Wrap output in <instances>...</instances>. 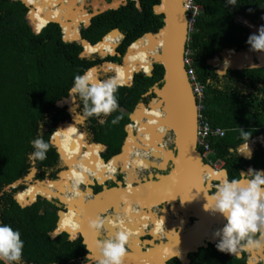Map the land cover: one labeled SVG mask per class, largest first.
I'll return each instance as SVG.
<instances>
[{"label": "trees", "instance_id": "obj_1", "mask_svg": "<svg viewBox=\"0 0 264 264\" xmlns=\"http://www.w3.org/2000/svg\"><path fill=\"white\" fill-rule=\"evenodd\" d=\"M83 1L81 2L85 3V0ZM140 1L141 9L132 2L117 11H109L98 16L95 21L103 32L99 36L96 35L98 38L93 42L101 40L113 29H120L125 33L121 49L124 53L146 33L160 29L163 26V17L156 15L153 11L154 5L159 4L160 0ZM44 2H55V0H44ZM198 2L202 6V12L191 35L189 47L197 77L205 86L204 114L214 127L226 130L224 137L211 141L214 153L209 160L214 164L223 163V168L228 171L229 179L239 178L241 171H245L249 166L264 170V148L260 147L251 160H246L237 153L241 145L264 135V69L229 71L224 77V85L220 86L221 77L208 62L219 56L224 49L240 51L250 48L247 40L253 32L250 28L241 25L238 19L245 17L259 27L264 26V0H237L235 6L226 4V0H198ZM132 6L134 12L130 20ZM27 13L28 8L20 1L0 0V225H9L21 233V239L24 242L22 260L25 264H78L83 260L87 261L88 251L81 239L69 240L67 231L62 227L64 213L61 214L56 232L63 234L52 239L53 235L50 233L56 229L58 218L56 206L34 193L31 186L21 192L23 193L21 199L17 198L20 193L16 196L21 205L27 206L25 208H22L13 197L14 193L23 189L22 186L13 189L11 194L4 193L7 186L24 179L29 174L32 168L29 157L34 151L31 141L42 135L44 141L49 142L53 131L49 129L48 132L41 134L43 125L55 124L46 159L34 160L39 167L53 168L57 164L60 155L52 147L59 149L62 163L75 155L78 143L76 135H82V132L76 127L75 122H70L68 107L59 108L57 104L69 97V89L73 85L75 76L82 75L96 64L81 56L83 51L81 47L68 45L63 40L62 28L56 23L39 24V29L44 27L40 34H35L33 30L36 29L39 16L33 9L27 21ZM68 33L70 31L65 34L68 35ZM113 35L116 34L112 33L105 37V45L107 38ZM64 39L66 40L65 36ZM103 42L104 39L94 46L86 44V51L91 55L97 52L104 53ZM145 42L150 43V40L147 37L142 38L138 45ZM136 43L129 50L130 69L142 64V60L137 57ZM86 51L83 53L84 57H93ZM232 52L228 51L227 54ZM244 59L248 60L247 55ZM129 60L127 54L122 64L117 65L112 62L109 64L123 68L127 67ZM137 72L142 71L136 70L133 73L121 75L123 83L116 93L119 108L115 112L107 117L88 118L94 135L92 144L98 148L101 157L88 146L82 159L97 164L87 162L90 169L95 170L98 176L100 172L96 168H104L102 178L98 179L101 183L111 180L112 175L115 176V171H120L116 162L122 164L123 160L112 157L121 153L126 138V126L131 124L130 114L134 112L138 103L142 101L147 103L154 97L152 95L143 98V95L156 84L161 85L164 75L163 67L160 65H156L152 77L144 73L137 74ZM240 83L245 84L253 92L243 94L239 89ZM81 108L83 110V105ZM154 110L155 107L140 117L143 123L142 134H140L141 137L137 135V140L140 149L144 150V155L138 153L137 141L132 153L133 138L130 150L126 152L125 169L132 168V174H135L139 167H146V160L149 165L155 160L151 153L147 154L149 150L154 151L153 144L143 138L144 134L150 133L149 128L152 126L149 116L155 121L162 114L160 111L153 112ZM117 116L121 119L118 124L113 125L112 120ZM101 119L103 123L100 122ZM145 122L147 123L144 124ZM159 122L160 119L152 126L157 127L156 136L151 133L150 135L158 141L159 145H162L163 138L159 135L162 125H159ZM133 128L134 125L128 127L129 134ZM240 129L251 133L248 141L242 138ZM164 133H166L165 130ZM134 157H136L135 163ZM102 158L107 162L104 163ZM77 161L72 160L69 163L71 169L72 164ZM56 179H68L67 169L65 168L55 179L47 177L44 181ZM75 179L76 174L72 180ZM71 181L53 183L66 186L61 188L67 190ZM73 190L72 183L71 191ZM48 193L53 199L57 198L52 188L48 189ZM38 196L44 200L39 198L34 204ZM32 198L34 199L31 200ZM25 199L29 200L25 201ZM142 214H138L135 209H130L128 221L125 223L126 228L123 227L126 221L125 214H121L123 219L121 225L109 230L108 237L112 238L117 232L123 231L128 234L129 239L136 240L135 233L141 232L145 220V216L137 215ZM76 222L77 217L70 212L69 225L76 227ZM66 227L71 229L67 225ZM247 259L246 254L243 258H239L222 253L215 244L189 255V261L186 264H247ZM0 264L4 262L0 261ZM169 264L183 263L179 259H174Z\"/></svg>", "mask_w": 264, "mask_h": 264}, {"label": "water", "instance_id": "obj_2", "mask_svg": "<svg viewBox=\"0 0 264 264\" xmlns=\"http://www.w3.org/2000/svg\"><path fill=\"white\" fill-rule=\"evenodd\" d=\"M14 1L22 2L28 8L32 7L31 5H28L25 0ZM102 1V4H104L105 7H99V11L95 12L96 15L103 14L112 9L118 10L122 5H126L127 0H122L120 3H117L118 1L114 2V6L108 4L105 0ZM32 11L33 8L31 9V12ZM153 11L156 15L163 17V26L156 32L146 33L142 38H150L152 43L158 48V51L150 67V73L137 72V74L144 73L145 75L152 77L156 65H160L163 67L164 75L161 85L156 84L152 89L143 95V98H148L152 95H154V97L150 99L148 103H144L143 101L138 103L134 112L130 114V121L131 123H135L134 120L136 117H140L138 115L140 107L142 109H153L154 107L159 108L164 115L163 119L160 120L159 125H162L161 127H163V130L166 131V133H162L164 131L161 130L159 135L160 137H163L164 135V141V138L168 132L174 133V151L176 154H174L173 150L168 149L166 155L167 157L165 159H161L159 157V153L149 150L147 154L151 153L152 157H156L155 159H157L160 163L149 165L147 162L148 160H146L145 163L148 167L147 169L151 167V169L154 171L166 172L169 169V165L171 169L167 174H150L147 178L139 179L136 182L132 181L133 189L131 194H126L122 191L127 187L129 175H127V182L116 181V186L110 188H108L106 185H103V190L99 193H94L91 188V186L95 185V182L89 186V189L93 192V198L89 201L90 205H87V203L84 204L82 202L80 204L83 210L81 217V219H83L82 231L75 235L66 232L69 234L70 240L72 241L77 240L79 237L83 239V244L86 246L88 251V255L86 257L88 262L84 264H94L99 259L96 243L100 239H96V236L94 237L92 235V224L95 223L93 221V217L96 214L93 204H96V201H99L98 203L105 202L99 198V195L103 194L105 191L111 192V194H113L116 199V203H114V206H112L109 211L115 210L119 202H122V209H127V211H129L132 206L138 203V207L140 206L144 208L143 210H140V212H146V205H148L146 199L149 201V203H151V205H156L157 207H165L166 203L171 202L179 204L181 209H189V211H191V213L182 211L183 215L185 216L182 218L183 222L185 223L184 227H179L177 226V223H174L175 227L167 229V237L163 238L164 244H161L160 246H158L156 243L154 244L155 247H159L158 252L162 255L161 261H158L156 264H168V262L173 259H179L182 262H187L190 254L197 253L200 249L208 248L210 245H215L219 242V238H209L208 232L210 227L218 222H220L222 226L226 224V220L220 214H213L210 211H205L204 208V205L207 203L205 197H207L215 188V186L212 184L219 183L220 180H211V185L206 182L203 176L206 175L207 172H214L215 167L212 163L204 160L202 154L197 148V104L192 93L187 76L186 66L184 64L185 53L188 45L187 17L184 8V0H160L159 4L154 5ZM29 15L26 17L27 21ZM238 22L241 25L250 28L253 34H258L260 27L255 25L250 20L246 19L245 17H240ZM50 23H56L61 28H63V24L58 21H53ZM33 32L35 34H39L34 30ZM111 32L115 33L119 37H124L118 29H114ZM138 40H136V42ZM64 41L66 42L65 39ZM84 43L87 44L86 41ZM130 48L131 47H129L126 51V54L123 57V62H125V57L129 53ZM228 51H233L234 54L231 58L232 62L225 66L227 58L226 55ZM245 55H247L248 60L244 59ZM218 59L222 62V67L224 66V68H221L220 72L216 71L220 76L226 75L229 71L264 69V53L253 52L250 50V48L240 51L237 49H224L219 54ZM215 60L216 58L209 60L208 64L215 68ZM65 100H72L73 103L77 101L76 98L73 100L69 96V98H64L60 102ZM154 101L156 102L154 103ZM58 104L57 106L60 108ZM71 116L74 117V113H71ZM80 118L84 119L83 117ZM72 121L74 123V118ZM146 123L147 122L144 124ZM129 126L132 127V124L126 126V138L122 146L121 153L112 157L113 159L125 160L126 157L124 156L126 155V152L130 150V143L128 142ZM135 126L137 125L135 124ZM149 131L152 135L156 136L155 126H151ZM137 135H139L138 131ZM105 147L107 148V146ZM256 149L257 147L255 146L254 150ZM57 150L60 157L62 158L59 149ZM254 150L248 156L244 153H241V156L244 159L250 160L253 156ZM138 151L144 152V150L141 149ZM134 160H136V157H134ZM250 169L252 170V167H250L247 171H243L242 173L247 174ZM33 171L36 172V169H33ZM225 172L228 175L227 171L223 169L222 173ZM28 178L29 177L27 175L24 179H20L7 186L4 189V193L7 191L11 193L10 190L12 188L16 189L21 185H25ZM116 193H118V196ZM15 200L22 208L27 207L21 205L17 198H15ZM36 202L37 199L34 204ZM75 207L77 208V206ZM101 207L103 206H99V208ZM66 209H69V205H67ZM75 210L78 211V209ZM62 213H65V211H59V220ZM132 214L136 215V213ZM175 216L177 218L178 214L175 213ZM190 218H194V222L192 224H189ZM56 232L57 231L51 233L53 235V237H51L52 239H56L58 235L61 234ZM174 234L176 235L172 236ZM147 245L150 244L148 243ZM259 250V261L264 264V250ZM138 253L143 257L146 256L145 251L141 250ZM129 254L131 253L128 251L126 256L129 258L130 263L137 264L134 262L135 260L133 256ZM236 256L243 258L242 251H238ZM138 259H141L139 258V255ZM257 263L248 260V264Z\"/></svg>", "mask_w": 264, "mask_h": 264}, {"label": "clouds", "instance_id": "obj_3", "mask_svg": "<svg viewBox=\"0 0 264 264\" xmlns=\"http://www.w3.org/2000/svg\"><path fill=\"white\" fill-rule=\"evenodd\" d=\"M237 0H226V4L236 5ZM64 40V38H63ZM247 44L253 52L264 53V26L258 34L250 35ZM123 81L119 75L108 79H98L93 70L89 69L82 75H76L69 89V96L82 102V117H107L119 108L116 93ZM58 107V106H57ZM121 117L117 116L112 124H118ZM101 123L104 121L101 119ZM242 138L249 140L250 132L240 129ZM34 151L30 159L44 160L51 144L45 142L42 135L31 141ZM248 147V144L246 145ZM225 178L215 185L206 198L205 211L220 214L226 224L215 232L219 238L217 249L222 253L236 254L238 251L264 249V171L249 170L241 173L239 178ZM103 225L93 223L92 227L99 230ZM129 236L119 231L112 238L98 240L96 249L99 259L96 264H124L127 255L126 244ZM24 242L21 233L9 225H0V261L4 264H22ZM89 258V257H88Z\"/></svg>", "mask_w": 264, "mask_h": 264}, {"label": "bare ground", "instance_id": "obj_4", "mask_svg": "<svg viewBox=\"0 0 264 264\" xmlns=\"http://www.w3.org/2000/svg\"><path fill=\"white\" fill-rule=\"evenodd\" d=\"M26 2H27V4L29 5V4H31V5H34V6H36L37 8H38V10H35L34 8V10L36 11V13L38 14V16H39V22H38V24H37V26H36V32H40L42 29H43V27L44 26H42L40 29H39V24H47V23H50V22H53V21H58V22H60V23H62L63 25H62V27H63V30H64V32L65 33H67V32H69L70 31V25L69 24H67V21L69 20V18L70 19H72V21L74 22V23H76V20L74 19V18H76V19H78L77 21H79L80 20V18L78 17V14H77V12L75 11H72V7L73 8H75V7H77V4H75L76 2H75V0H70V1H68V2H66V0H55V2H44V0H25ZM118 1V2H117ZM116 2L117 3H120L121 1H119V0H117ZM99 2H103L102 0H99ZM98 1H96L95 2V9H98L99 8V5H98V3H99ZM50 4H59V7L60 8H62V9H58L56 12L55 11H53L52 9H50L49 7H48V5H50ZM102 5H104V4H102ZM110 5H112V6H114L115 5V3L114 4H110ZM104 7H105V5H104ZM104 7H102V8H104ZM82 6H80V8H77L78 9V11H80L81 10V13H82ZM82 14H85V13H82ZM80 22V21H79ZM110 34H112V33H110ZM109 35V34H108ZM112 36H110V37H108V43H109V39L111 38ZM118 35H116V36H114L113 38H112V44H111V46H110V48H109V53H107V52H104V55L106 56V55H108V54H114L115 53V48L117 47V45H118V43H117V39H118ZM65 38H67L68 39V37H65ZM148 38V37H147ZM149 40H150V43L149 42H145V43H143V44H140V45H138V42L141 40H138L137 41V43H136V45H135V47L138 45V48H137V50H138V55H137V57L139 58V59H141L142 60V67H137V68H133V69H130V67H128V68H126V69H119V68H117V69H115L114 71L115 72H120L119 74H120V76L121 75H123V74H128V73H133V72H135L138 68H139V70H142L143 72H146V73H150V67H151V65H152V63H153V61H154V58H155V56H156V53H157V47H156V45L155 44H153L152 43V41H151V39L150 38H148ZM105 40H106V38H104V42H103V45H104V47H105ZM134 43V44H135ZM88 44V43H87ZM133 44V45H134ZM86 46V43H84V47ZM130 47H132V45L130 46ZM86 48V47H85ZM106 48V47H105ZM233 54H234V52H232V53H230V54H227L226 55V57L227 58H230V60H231V58H232V56H233ZM226 58V59H227ZM216 67H218V68H224V66L222 67V62L220 61V60H216L215 61V64H214ZM225 66H227V65H225ZM145 69V70H144ZM91 70H93V72L95 73V75L100 71L98 68H92ZM122 77V76H121ZM156 101H154V103H155ZM72 105L73 104V101L72 100H65V101H63V102H60L58 105L60 106V107H67L68 105ZM150 110H152V109H145V108H143V109H141V112H140V114H139V116L141 117L142 116V114L143 113H145L146 111H150ZM72 113H73V110H70ZM155 111H160V112H162L159 108H155V110L153 111V112H155ZM79 116V115H78ZM76 116L75 114H74V122L76 123V124H78V123H80L81 122V116ZM149 116V115H148ZM139 117V118H140ZM163 117H164V115H163V112H162V114H161V116H159L155 121L152 119V117L151 116H149V118H150V120H151V124H152V126L153 125H155L156 123H157V120L158 119H163ZM139 118H137L136 117V119H135V121H138V124H139V126H138V137H141L140 136V131H141V127H142V125L140 124L141 123V119H139ZM198 129V128H197ZM61 134V133H60ZM135 137V133L133 132V130L130 132V134H129V138H128V142L131 144V140H132V138H134ZM144 138L145 139H149V140H151L152 141V144H153V148H154V151L156 152V153H159V157L161 158V159H165L167 156V150H168V148L165 146V144L163 143L162 145H159L158 143H157V141L156 140H154L153 139V137L150 135V134H144ZM163 138V137H162ZM154 141V142H153ZM85 142H87V141H85ZM88 143V145L90 146V148H92L100 157H101V154H100V152H99V150H98V148L96 147V146H94L92 143H90V142H87ZM136 145V144H135ZM247 145V144H246ZM246 145H243L242 146V151H244V150H246L250 145L251 146H253V143L252 142H249L248 143V147H246ZM135 147V146H134ZM244 148H246V149H244ZM137 149H140V147H139V144L137 143ZM132 153H133V150H132ZM85 155H83L82 157H78V156H72L71 158H70V161H68V160H66L68 163H70L72 160H78V161H80V162H82V163H79V165L78 166H76V168H73V170L75 169L76 170V172H77V178H79L80 179V182H79V184H78V186L76 185V187L78 188L77 189V192H75V195H77L81 200H82V203H87V205H90L89 204V201L93 198L92 197V191L89 189V186L91 185V184H93L94 183V178H95V176L97 175L96 174V172H94V171H91V170H89L90 169V167L88 166V164H87V162L88 163H91V164H93V165H97V164H95L94 162H91V161H86V160H84V159H82L83 157H84ZM124 157H126L125 158V160H123V163L121 164V166H118L119 167V169H120V172H127V173H129L130 172V170L132 169H130V168H126L125 169V167H126V163H127V155H125ZM153 159V158H152ZM102 160L104 161V159L102 158ZM157 160V159H156ZM104 163H106L105 161H104ZM151 165H155V163L157 164H159L160 162L157 160L156 162L155 161H151ZM85 165V166H84ZM146 169V168H148L147 166L146 167H139L138 169ZM99 172H100V174H99V176H98V178L97 179H99V177L101 176V174L104 172V168H102V167H100V168H96ZM122 170V171H121ZM222 173V172H221ZM109 175H112V174H109ZM135 175V178H136V180L134 181V182H136V181H138L139 180V177L137 176V172L134 174ZM113 176V179L114 180H116L117 178L114 176V175H112ZM218 176V178H221L220 176H223V175H221L216 169H215V171L214 172H211V173H209V172H207V175H204L203 177L205 178V180H206V182H208V184H210L211 185V180H216L217 178L216 177ZM125 177V176H124ZM224 177V176H223ZM110 178V177H109ZM225 178V177H224ZM223 178V179H224ZM29 179V178H28ZM112 179V178H111ZM64 181H68L69 182V180H63V179H56V180H49V181H39V182H36V183H42V184H48V183H50L51 182V184H54V185H57V186H59V188L58 187H56V188H53L54 189V191H56L57 192V198L58 199H60L62 202L63 201H65V203L64 204H67V205H69V209H68V211L67 212H65L64 214H63V217H62V227L68 232V233H70V234H72V235H75V234H78L80 231H82V221H83V219H81V217H82V212H83V210H82V208H81V203H80V201H78V200H76L75 198H73L71 195H69V194H66L64 191H63V189H61L60 187H66V186H63V185H60V184H57V183H52V182H64ZM76 180H72L71 182L72 183H74ZM133 181V180H132ZM51 184H49V185H51ZM85 184H89V186L86 188V190H88V191H90L89 193L87 192V191H83L82 190V188H81V186H83V185H85ZM30 185H33V184H30ZM29 185V186H30ZM48 185V186H49ZM72 185V184H71ZM133 186H132V184H128L127 185V187L124 189V190H122L124 193H126V194H131L132 193V188ZM69 188H71V187H69ZM22 194L23 193H20L18 196H17V198L18 199H21V196H22ZM43 196H44V198H46V199H52L48 194H46V193H43L42 194ZM110 195H112V196H110ZM116 195L118 196V193H116ZM42 196V197H43ZM35 198V197H34ZM34 198H32L31 200H33ZM99 198L100 199H102V201H105V202H102V203H98L99 201H96L95 203L96 204H93V207H94V211H95V215H94V217H93V221L95 222V223H100L101 221H103V225H102V227L99 229V230H97V229H95V228H93L92 227V235L95 237L96 236V239H98L100 236H101V233H102V229L104 230V233H105V236H106V238H109L108 237V235H107V232L109 231V230H111L112 228H115V227H118V226H120L121 225V223H122V220L119 218V213H123V214H125V219H126V221H125V223L128 221V213H129V211H127V209H122V207H121V204H122V202H119V204H118V206H117V208L115 209V210H113V211H109V209L110 208H112V206H114V203H116V199H115V196L113 195V194H111V192H109V191H105L103 194H100L99 195ZM23 200V199H22ZM26 200H29V199H25V201ZM146 201H147V203H148V205H146V207H147V211L146 212H142L143 214H146V217L147 218H145V220H144V222H143V224H142V226H143V231L142 232H140V234H136V235H138L139 236V243H140V246H138V245H136V246H134V247H131V246H129L128 245V247H129V252L131 253V254H129V255H132L133 256V258H134V262H136L137 264H156V263H158V261H161V259H162V255L158 252V250H159V247L158 246H160L161 244H164V241H163V238H166L167 236V234H166V232H167V229L168 228H173V227H175L174 226V223H177V226H179V227H184V225H185V223L183 222V220H182V218L183 217H185L184 215H183V212L182 211H186L187 213H191V211H189V209H181L180 208V206H179V204H177V203H171V202H169V204H170V208H167V207H165L163 210H162V215L160 216V217H157V215L158 214H156V212H154V208H156L157 206L155 205H151V203H149V201L146 199ZM100 204V205H99ZM134 204H136V203H134ZM166 204H168V203H166ZM165 204V205H166ZM77 206V208L75 207V206ZM138 205V203L136 204V205H134V206H132V208L131 209H135L136 210V212L138 213V214H141V212H140V210H143L144 208H142V207H138L137 206ZM99 206H103V207H101V208H99ZM160 207V206H159ZM159 207H157V208H159ZM75 209H78V211H76ZM70 212L73 214V215H75L76 217H77V222H76V227H73V226H71V225H69V223H68V216H69V214H70ZM175 213H177L178 214V219L177 220H174L173 219V217H172V215H174L175 216ZM142 214V215H143ZM137 216H140V215H137ZM107 217H109V218H107ZM168 217H170V218H168ZM133 218H134V216H133ZM180 218V219H179ZM92 221V222H93ZM156 222H157V224L159 225V227H157L156 226ZM65 223H66V225L67 226H69L71 229H69L68 227H66V225H65ZM161 223H164V227H160L162 224ZM91 224V223H90ZM220 225H221V223L220 222H218V223H216L215 225H213L212 227H210V229H209V232H208V235H209V238L210 239H217L218 237H216L215 236V232L217 231V230H219V228H223V226L221 225V227H220ZM146 227V229L148 230L149 228V230L147 231V234H145V228ZM74 230V231H73ZM135 233V232H134ZM151 235L153 238H154V240H150L151 242H148L147 240L145 241V242H143L142 240H141V238L143 237V236H146V235ZM176 234H174V235H172V236H175ZM155 238H156V240H158L159 238H161V241L157 244L158 246H156L155 247ZM150 244L151 245V247L147 250V251H145L146 252V256H141L138 252L139 251H143V247L142 246H146L147 244ZM264 250V249H263ZM246 251H249L250 253H252V261L254 262V263H257L258 261H259V253H257V252H255L254 251V249L253 250H246ZM237 254V253H236ZM236 254H232V255H236ZM138 255H139V258H141V259H138ZM133 258H130V259H133ZM163 259H165V258H163ZM124 264H131L130 263V260H129V258H127V256H125V258H124Z\"/></svg>", "mask_w": 264, "mask_h": 264}, {"label": "flooded vegetation", "instance_id": "obj_5", "mask_svg": "<svg viewBox=\"0 0 264 264\" xmlns=\"http://www.w3.org/2000/svg\"><path fill=\"white\" fill-rule=\"evenodd\" d=\"M68 1H70V0H66V2H68ZM84 2L83 0H75V4H77V7H75V8H73L72 7V11H76L77 13H78V9L77 8H80V6H82V2ZM94 0H85V4L82 6L83 8H82V13H85V14H82L81 15V10L79 11V13H78V17L80 18V22L79 21H77L78 19H76V18H74L75 20H76V23H74L73 21H72V19H70L69 18V20L67 21V24H69L70 25V33H68V35H66L65 33H64V31L62 30V34H63V36H65V37H67L68 36V39L66 38V43L68 44V45H73V46H78V47H81L82 49H83V51L85 50L86 51V48L84 47V42L86 41L88 44H90V45H92V46H94V45H97L98 43H100L111 31H109L101 40H98L97 42H93L96 38H98V37H96V35H100L102 32H103V30L100 28V26H97V23H96V21H95V19L98 17V16H100V15H102V14H99V15H96L95 14V10H94V8H93V2ZM96 1V0H95ZM108 4H111V3H113L115 0H105ZM132 2H134L135 4H136V7L138 8V9H141V1L140 0H127L126 1V5L125 6H127V5H129L130 3H132ZM102 6V5H101ZM124 5H122L121 7H123ZM135 6V5H134ZM120 7V8H121ZM28 8V7H27ZM33 8V6L31 7V8H28V13L30 12L31 13V9ZM119 8V9H120ZM118 9V10H119ZM98 11H99V8H98ZM109 11H117V10H109ZM109 11H107V12H109ZM107 12H105V13H107ZM133 12H134V8H133V6H132V8H131V10H130V17H129V19L131 20L132 19V16H133ZM27 13V14H28ZM29 13V14H30ZM28 14V15H29ZM104 14V13H103ZM27 15V16H28ZM114 30V29H113ZM120 32H121V34L124 36V37H118V39H117V43H118V45H117V47L115 48V54H112V55H108V56H106V59H103V57L102 56H100V55H98V54H103L104 55V53H102V52H97V54H93V55H91V54H89L87 51H86V53L88 54V55H90V56H93V57H91V58H88V57H85V59H87L88 61H92V62H95L96 64L98 63V65H100V66H96V67H93V68H98L100 71L96 74V76H97V78L98 79H105V78H110V77H113V76H116V75H119V77L120 78H122L121 76H120V72H115L114 70L115 69H117V68H119V69H122V68H120V67H116V66H112V65H110L109 64V62H112V63H116V64H122V61H123V57L125 56V54H126V51L123 53L122 51H121V49H122V46H123V44H124V40H125V33L123 32V31H121L120 29H118ZM74 35H76V37H78V38H75V36ZM114 36H116V35H113L110 39H109V43H108V41L106 42V45H105V47L109 44V48H110V46H111V44H112V38L114 37ZM107 40H108V38H107ZM138 46V45H137ZM187 47H189V44L187 45ZM138 48V47H137ZM190 48V47H189ZM128 50V49H127ZM83 51L81 52V56H83L82 54H83ZM84 57V56H83ZM218 57V56H217ZM113 60H116V61H113ZM128 60H129V53H128ZM230 62H232V60L230 61ZM129 64H130V60H129V63H128V65H127V67H123V69H126V68H128L129 67ZM137 67H142V64L140 63V64H138V66ZM92 69V68H91ZM145 70V69H144ZM95 72V71H94ZM108 73H111V74H108ZM108 74V75H107ZM124 75V74H123ZM220 76V75H219ZM226 75H224V76H220L221 77V84H220V86H222V85H224V77H225ZM105 77V78H104ZM239 89L242 91V93L243 94H249V93H252L253 92V90H250L249 88H247L246 86H245V84H243V83H240V85H239ZM76 98H78V97H76ZM81 105H82V102H80V107H81ZM81 110H82V108H81ZM68 111V110H67ZM130 118V117H129ZM139 119H141V118H139ZM69 120H72V118H71V116H70V118H69ZM85 121V125H86V129L87 130H89V132L92 134V136H93V138H94V135H93V133H92V130H91V125H90V123H89V119H85L84 120ZM132 124V126L134 125V123H131ZM131 124H129V125H131ZM141 125L143 124L142 123V119H141V123H140ZM128 126V125H127ZM134 127H135V125H134ZM49 129H51L52 131H53V133L51 134V136H50V139H49V143L51 144V139H52V136H53V134H54V125H43L42 126V128H41V134H44V133H46V132H48L49 131ZM135 130V137L133 138V141L134 140H136V138H137V130H136V128L134 129ZM161 130H163V128L161 127ZM141 131H142V127H141ZM141 131H140V134H142L141 133ZM155 131H157V127H155ZM164 131V130H163ZM146 133V132H145ZM162 133H164V132H162ZM82 134L84 135V133L82 132ZM146 134H150V133H146ZM168 134H171L172 136H171V141H172V148H171V150H173V152H174V154H176V152L174 151V140H175V135H174V133L173 132H168L167 133V135ZM167 135L165 136V138H164V140H166V138H167ZM86 136V139H85V141L87 140L88 141V138H87V135H85ZM91 136V137H92ZM163 137H164V135H163ZM143 138H144V135H143ZM149 140V139H148ZM81 137H78V143H77V146H76V153H75V155H73V156H78V157H82L83 155H85V153H86V151H87V147L89 146L88 145V143L87 142H85ZM93 141V140H92ZM132 141V142H133ZM151 143H152V141L151 140H149ZM157 141V140H156ZM89 142V141H88ZM250 142H252L253 143V145H254V147H253V149H252V151L254 150V148H255V146L257 147V149L256 150H254V152H253V156H252V158L254 157V154H255V152L257 151V150H259L260 149V147H262V148H264V135H260V136H258V137H256V138H254V139H252ZM94 143V142H93ZM157 143H158V141H157ZM249 142H247V143H245L244 145H246V144H248ZM159 144V143H158ZM242 146L243 145H241L239 148H238V150H237V153L241 156V153L243 154L244 153V151H242ZM249 147H251V145L249 146ZM52 148H55L56 150H57V148L56 147H52ZM247 150V149H246ZM58 151V150H57ZM245 155H249L248 153H244ZM242 157V156H241ZM156 158V157H155ZM251 158V159H252ZM250 159V160H251ZM35 159H31V161H32V167H33V164H34V166L36 167V168H34V169H36V176H35V181H44L47 177H49L50 179H55L57 176H58V174H60V173H62L64 170H65V168L67 169V176H68V174H69V176H68V179H69V177H70V179H69V181H71L73 178H74V176H75V174H77V172H76V170L74 169L73 170V168H76V166H78L79 165V163H82V162H80V161H77V162H75V163H73L72 164V169H71V167H70V169H71V171H70V173H68V168L65 166V165H63L64 164V162H65V160L63 161V163H62V161H61V157L59 158V160H58V162H57V164L55 165V167H53V168H47V167H39L38 165H37V163L34 161ZM247 160V159H246ZM68 161H70V159H68ZM106 161V160H105ZM155 161H156V159H155ZM107 162V161H106ZM207 162H210V163H212V161H210V160H208ZM62 164V166H63V168H59L60 167V165ZM213 165H214V167H215V165L217 164H214V163H212ZM68 165H69V163H68ZM85 166V165H84ZM224 166V164L222 163V167ZM250 167H252V170H254V171H262L261 169H259V168H256L255 166H249L245 171H247ZM171 168H170V165H169V169H168V171H166V172H158V171H154V173L156 174V173H159V174H167L168 172H169V170H170ZM220 174H221V172L222 171H219L217 168H215ZM224 169V168H223ZM89 170H91V171H94V172H96L95 170H93V169H89ZM226 170V169H225ZM227 171V170H226ZM31 172V171H30ZM29 172V173H30ZM120 171H115V175L116 174H118ZM243 171H241V173H242ZM58 173V174H57ZM227 173H228V171H227ZM96 176H95V178H94V182H95V185L94 186H91V188H92V190H93V192L94 193H99L100 191H102L103 190V185H100V184H105L106 182H104V183H101L98 179H96L97 177H98V173L96 172ZM134 175V174H133ZM216 177V176H215ZM221 177V179H223L224 177L223 176H220ZM227 177H228V179H229V174L227 175ZM216 178H218V176L216 177ZM65 180H67V179H65ZM133 180V179H132ZM79 182H80V179L79 178H77V180L73 183V186H74V190H73V193H75V192H77V187H76V185L78 186V184H79ZM51 183V182H50ZM50 183H48V184H42V183H36L35 182V184H33V185H30L31 187H32V191L34 192V193H36V194H39L40 196H43L42 194H43V190L45 189V187H47ZM72 183V182H71ZM100 183V184H99ZM133 184V183H132ZM216 184H218V183H214L213 184V186H215ZM22 187H23V189L22 190H20L19 192H17V193H14V199L16 198L15 196H17L19 193H21V192H23L24 190H26L27 188H26V186H24V185H21ZM70 186V185H69ZM56 187H58L59 188V186H55V185H49L48 187H47V194H49L48 193V189L49 188H52V190H53V192L56 194V197H57V192L56 191H54V189L53 188H56ZM86 185H83V190L85 191L86 190ZM110 187H112V185H110V184H108V188H110ZM61 188V187H60ZM62 189V188H61ZM215 190V189H214ZM213 190V191H214ZM63 191L64 192H66V194L68 193V191H69V187L67 188V190H64L63 189ZM70 195V194H69ZM49 196H50V194H49ZM44 197V196H43ZM51 197V196H50ZM38 198V197H37ZM39 198H41V197H39ZM52 198V197H51ZM53 199V198H52ZM47 200V199H46ZM56 200V199H55ZM49 201V200H48ZM49 202H51L54 206H56L57 207V216H58V218H57V222H56V229L54 230V231H57V229H58V221H59V211H61V210H63V211H65V212H67L68 210L66 209V207H67V204H64V203H62L61 201H60V199H58L57 201H49ZM65 202V201H64ZM37 203V202H36ZM35 203V204H36ZM162 208L164 209L165 207L164 206H162ZM121 214H123V213H119V218L121 219V220H123L122 218H121ZM121 215V216H120ZM160 216L162 215V212L159 214ZM172 217H173V219L174 220H177V218H176V216H174V215H172ZM168 218H170V217H168ZM194 222V218H190V220H189V224H192ZM220 227H221V225H220ZM220 229V228H219ZM53 231V232H54ZM147 232V229L145 228V234H147L146 233ZM52 233V232H51ZM50 233V234H51ZM61 234H63V233H61ZM61 234H59L58 236H60ZM67 234V233H66ZM68 236H69V234H67ZM69 238V240H70V236L68 237ZM78 239H81V241H82V243H83V239L81 238V237H79ZM77 239V240H78ZM99 239L101 240V238L99 237ZM141 240L144 242V241H146V240H148V241H150V240H154V238L151 236V235H146V236H143L142 238H141ZM164 240V239H163ZM72 241V240H71ZM74 241H76V240H74ZM133 239H129L128 240V245L129 246H131V244L133 243ZM160 242V240H157L155 243L156 244H158ZM86 247V246H85ZM151 246L150 245H146L145 247H143V251H147L149 248H150ZM87 249V248H86ZM129 249V247L127 246V252L129 251L128 250ZM257 251V253H260V250H256ZM255 251V252H256ZM259 251V252H258ZM199 252V251H198ZM197 252V253H198ZM194 254V253H193ZM229 254V253H228ZM242 254L244 255V254H246L247 255V251L246 250H244V251H242ZM88 255V254H87ZM191 255V254H190ZM230 256H236V255H232V254H229ZM87 257V256H86ZM189 258V257H188ZM87 259V258H86ZM174 260V259H173ZM181 261V260H180ZM189 261V260H188ZM187 261V262H188ZM252 261V260H251ZM88 262V260L87 261H81V262H79L78 264H84V263H87ZM170 262V261H169ZM169 262H168V264H169ZM182 262V261H181ZM187 262H182L183 264H186ZM22 264H25V262L22 260ZM95 264V263H94ZM247 264H248V260H247ZM257 264H262V262H258Z\"/></svg>", "mask_w": 264, "mask_h": 264}, {"label": "rangeland", "instance_id": "obj_6", "mask_svg": "<svg viewBox=\"0 0 264 264\" xmlns=\"http://www.w3.org/2000/svg\"><path fill=\"white\" fill-rule=\"evenodd\" d=\"M117 0H115L114 2H116ZM120 1H122V0H120ZM28 2V1H27ZM95 0L92 2L93 4V8H94V10H95V12H97L98 11V9H95ZM99 2V1H98ZM113 2V3H114ZM29 3V2H28ZM113 3H111V4H113ZM85 3H82V6L84 5ZM29 5H31V4H29ZM98 5H99V7H104V5H102V3L101 2H99L98 3ZM102 5V6H101ZM31 6H33V8L35 9V10H38V8L36 7V6H34V5H31ZM48 7L50 8V9H52L53 11H57L58 9H62V8H60L59 7V4H50V5H48ZM31 8V7H30ZM30 13V12H29ZM28 13V14H29ZM78 13H79V11H78ZM77 13V14H78ZM27 14V15H28ZM81 15H82V13H81ZM40 19V18H39ZM40 21V20H39ZM62 30H63V28H62ZM35 31H36V29H35ZM64 31V30H63ZM41 33V32H40ZM39 33V34H40ZM38 35V34H37ZM64 38V37H63ZM104 52H107V53H109L110 51H109V44L106 46V48L104 47ZM85 52V50L83 51V53ZM116 53V52H115ZM114 53V54H115ZM83 55V54H82ZM98 55H100V56H102L103 57V59H106V56H108V55H112V54H108V55H103V54H98ZM113 56V55H112ZM216 59H218V57L216 56L215 57ZM220 59V58H219ZM218 59V60H219ZM230 58H227L226 59V64L225 65H228V64H230ZM98 65V63L97 64H95L93 67H95V66H97ZM101 65V64H100ZM100 65H98V66H100ZM215 69H216V71L218 72H220V69L218 68V67H215ZM137 70H139V68L137 69ZM142 71V70H141ZM143 72V71H142ZM108 74H111V73H108ZM107 74V75H108ZM105 78V77H104ZM101 79V78H100ZM105 79H108V78H105ZM101 80H104V79H101ZM69 98V97H68ZM77 99V101L76 102H74L72 105H68L67 107H68V113H69V115L71 116V111L70 110H73V113L76 115V116H81L82 117V110H81V107H80V101H79V98H76ZM144 102V101H143ZM144 103H146V102H144ZM148 103V102H147ZM142 109V108H141ZM66 110H67V108H66ZM141 112V111H140ZM73 115V114H72ZM78 116V117H79ZM71 118L73 119V116H71ZM85 119H82L81 118V122L80 123H78L77 125H76V127L81 131V132H83L84 133V135L82 134V135H76V136H78V137H81L84 141H85V139H86V136L85 135H87V138H88V140H89V142L90 143H93L94 141H92L93 140V136H92V134L89 132V130H87L86 129V125H85V121H84ZM71 123H73V121L71 120L70 121ZM134 125L136 124L137 126H135L134 128H133V132L135 133V128H136V130H138V126H139V124H138V121H135L134 120ZM55 125V124H54ZM60 134V133H59ZM58 134V135H59ZM136 135V134H135ZM92 136V137H91ZM171 134H168L167 135V138H166V140H164L163 142H164V144H165V146L168 148V149H171L172 148V141H171ZM87 141V140H86ZM136 141H137V143H138V140H137V138H136V140H134V143L131 145V151L133 150V148H134V146H135V144H136ZM88 142V141H87ZM253 147H254V145L253 146H251V147H249V148H247V150H244V153H248V154H250L251 152H252V149H253ZM137 150H140V149H137ZM106 153V152H105ZM139 154H143L144 155V153L142 152V151H139L138 152ZM104 159V158H103ZM105 160V159H104ZM154 160V159H153ZM155 161V160H154ZM157 161V160H156ZM134 163H135V160H134ZM63 165H65L67 168H68V173H70V171H71V169H70V167H69V165H68V162L65 160V162H64V164ZM116 165H118V166H121V164L119 163V162H116ZM33 167L34 168H36L35 166H34V164H33ZM31 168L30 169V173L28 174V177H29V179H27L26 180V183H25V185L24 186H26V188H28L29 187V185L30 184H35V182H39V181H35V176H36V173L33 171V169L34 168ZM59 168H63V166H62V164L60 165V167ZM215 168H217L219 171H222L223 170V167H222V163H217L216 165H215ZM131 169V168H130ZM136 172H137V176L139 177V179H143V178H147L150 174H155L154 173V171L151 169V167L149 168V169H137L136 170ZM58 174V173H57ZM127 175H129V181H128V184H132V179H133V181H135L136 180V178H135V175H133L132 174V170H130V172L129 173H127V172H125V173H118V174H116L115 175V177L117 178L116 180H114L113 178L111 179V180H109V181H107L105 184H102V185H106L107 187H108V184H110V185H112V187H114V186H116V181H125V182H127L126 180H127ZM68 176H69V174H68ZM125 176V177H124ZM100 178H102V176L101 177H99V179ZM69 179H70V177H69ZM69 179H67V180H69ZM217 179H219L220 181L222 180L221 178H217ZM75 180H77V175H76V179ZM53 183V182H52ZM72 184V183H71ZM71 184H70V186L69 187H71ZM127 184V185H128ZM87 187L89 186V184H85ZM213 185V184H212ZM48 187V186H47ZM47 187H45V189L43 190V193H46L47 194ZM86 187V188H87ZM81 188H82V190H83V186H81ZM215 189V188H214ZM12 191H13V188L10 190V192L12 193ZM84 191V190H83ZM85 191H87L88 193L90 192V191H88V190H85ZM7 194L9 193V191H7L6 192ZM11 193H9V194H11ZM68 193L73 197V198H75L76 200H78V201H80V203L82 202V200L77 196V195H75V193H73L72 191H71V188H69V191H68ZM16 197V196H15ZM39 197L40 196H38V198H37V202H38V199H39ZM40 199H42V200H44V198H40ZM56 199V200H55ZM48 200V199H47ZM57 201L58 200V198H54V199H49V201ZM165 207H167V208H170V204L168 203V204H166L165 205ZM162 210H163V208H162V206H160L159 208H154V212H156V214H158L157 215V217H160V213L162 212ZM142 216H145V218H147L146 217V214H143V215H140V216H138V217H142ZM107 218H109V217H107ZM162 225L160 226L161 228L162 227H164V223H161ZM156 226L157 227H159V225L157 224V222H156ZM123 227L124 228H126L125 227V222H124V225H123ZM146 228V227H145ZM144 228V229H145ZM150 229V228H149ZM148 229V230H149ZM147 230V231H148ZM143 231V226H142V229H141V232ZM145 231V230H144ZM135 234H140V232H136ZM100 238H101V240H103V239H107L106 238V236H105V233H104V230L102 229V233H101V236H100ZM158 240H161V238H159ZM155 241H157L156 240V238H155ZM136 245H138V246H140V243H139V236L138 235H136V240H134L133 241V243L131 244V247H134V246H136ZM127 246H128V244H126V249H127ZM142 247H145V246H142ZM254 251H256V249H254ZM257 252V251H256ZM247 256H248V259L247 260H251L253 257H252V253H250L249 251H247ZM259 262V261H258Z\"/></svg>", "mask_w": 264, "mask_h": 264}, {"label": "built area", "instance_id": "obj_7", "mask_svg": "<svg viewBox=\"0 0 264 264\" xmlns=\"http://www.w3.org/2000/svg\"><path fill=\"white\" fill-rule=\"evenodd\" d=\"M184 8L187 17L188 44L191 41V35L194 32L198 18L202 12V6L198 0H184ZM64 37V36H63ZM184 64L186 66L188 80L192 89L193 96L197 104V148L205 161L214 153L211 147V141L216 138H222L226 130L220 127H214L204 114L206 91L205 86L199 81L192 58L191 49L187 47Z\"/></svg>", "mask_w": 264, "mask_h": 264}]
</instances>
